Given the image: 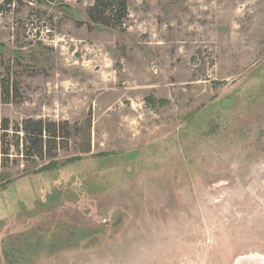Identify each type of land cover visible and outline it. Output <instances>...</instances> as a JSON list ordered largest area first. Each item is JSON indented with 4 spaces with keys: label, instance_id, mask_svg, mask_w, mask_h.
I'll return each instance as SVG.
<instances>
[{
    "label": "rangeland",
    "instance_id": "374dc122",
    "mask_svg": "<svg viewBox=\"0 0 264 264\" xmlns=\"http://www.w3.org/2000/svg\"><path fill=\"white\" fill-rule=\"evenodd\" d=\"M93 1L0 10V119L81 129L0 168V264H264V0Z\"/></svg>",
    "mask_w": 264,
    "mask_h": 264
},
{
    "label": "trees",
    "instance_id": "16d2710c",
    "mask_svg": "<svg viewBox=\"0 0 264 264\" xmlns=\"http://www.w3.org/2000/svg\"><path fill=\"white\" fill-rule=\"evenodd\" d=\"M32 1V0H29ZM54 1V0H49ZM12 4V0H2V6ZM90 23L110 28H123L129 17L128 0H94L86 9ZM18 93V87L10 82L8 77L2 79V94L9 100L12 94ZM87 123V124H86ZM85 131L88 148L91 151L92 121H86ZM78 129V124L68 120H51L44 118L28 117L21 122H13L8 117L0 119V168L9 166L11 158L23 160H52L56 151L69 143L73 131ZM90 130V132H89ZM90 145V146H89ZM15 151L16 157H12Z\"/></svg>",
    "mask_w": 264,
    "mask_h": 264
}]
</instances>
